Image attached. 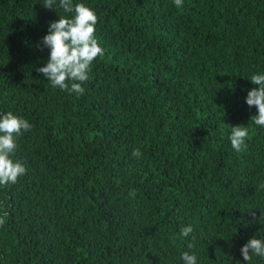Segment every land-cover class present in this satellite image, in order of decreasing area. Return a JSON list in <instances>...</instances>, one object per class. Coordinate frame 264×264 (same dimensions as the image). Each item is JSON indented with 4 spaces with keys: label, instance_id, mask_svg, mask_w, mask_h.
<instances>
[{
    "label": "trees",
    "instance_id": "trees-1",
    "mask_svg": "<svg viewBox=\"0 0 264 264\" xmlns=\"http://www.w3.org/2000/svg\"><path fill=\"white\" fill-rule=\"evenodd\" d=\"M43 2L0 0V115L33 125L15 156L27 174L0 186V264H184L185 251L248 264L241 247L264 240V127L246 103L264 74V0H74L105 49L79 97L36 71L68 15Z\"/></svg>",
    "mask_w": 264,
    "mask_h": 264
},
{
    "label": "clouds",
    "instance_id": "clouds-1",
    "mask_svg": "<svg viewBox=\"0 0 264 264\" xmlns=\"http://www.w3.org/2000/svg\"><path fill=\"white\" fill-rule=\"evenodd\" d=\"M173 2L176 7H183L184 0ZM43 5L50 10L62 9L68 15L59 14V20L50 22L48 34L41 41L42 48L50 50L49 59L36 71L46 77L52 87L79 97L85 92L82 85L88 81L94 62L105 55V49L96 35L99 17L91 7L84 3H74V0H44ZM250 80L252 84L259 86L248 91L246 96L247 105L258 109V114L253 115L250 121L256 126L264 127V74H254ZM32 127L27 119L11 111L0 115V186L15 185L27 174L25 164L15 156L19 138ZM249 137L248 125L231 126L229 139L236 152L247 150ZM142 155L140 149L133 151L136 158ZM129 195L135 198V191ZM252 215L255 219V214ZM261 219H264V215ZM4 223V219L0 218V226ZM193 231V227L189 225L181 229L180 235L188 238ZM188 247L195 248V244L190 242ZM240 252L243 260L250 264L253 256L264 257V240L253 237L241 247ZM182 260L184 264H198L197 255L188 251L182 254Z\"/></svg>",
    "mask_w": 264,
    "mask_h": 264
}]
</instances>
